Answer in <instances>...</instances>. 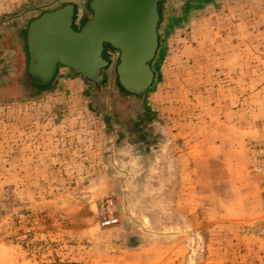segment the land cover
<instances>
[{
  "label": "rangeland",
  "instance_id": "1",
  "mask_svg": "<svg viewBox=\"0 0 264 264\" xmlns=\"http://www.w3.org/2000/svg\"><path fill=\"white\" fill-rule=\"evenodd\" d=\"M50 1L0 0V38ZM157 69L0 91V264H264V0H189Z\"/></svg>",
  "mask_w": 264,
  "mask_h": 264
},
{
  "label": "water",
  "instance_id": "2",
  "mask_svg": "<svg viewBox=\"0 0 264 264\" xmlns=\"http://www.w3.org/2000/svg\"><path fill=\"white\" fill-rule=\"evenodd\" d=\"M188 1L51 0L12 24L0 47L39 93L72 73L101 92L113 86L141 99L159 79L165 34Z\"/></svg>",
  "mask_w": 264,
  "mask_h": 264
},
{
  "label": "crops",
  "instance_id": "3",
  "mask_svg": "<svg viewBox=\"0 0 264 264\" xmlns=\"http://www.w3.org/2000/svg\"><path fill=\"white\" fill-rule=\"evenodd\" d=\"M4 66V65H3ZM6 67H4L3 69V74H4V78H2L3 82L0 83V91H6V90H10L13 93H17V92H28V91H33L32 89H34L36 91V89L31 85V84H27V88H25V86L23 85L24 83H22V81L20 79H18V75L17 73L14 71L13 68H10L8 71V69H5ZM10 72V73H9ZM1 73V71H0ZM64 73H62L63 75Z\"/></svg>",
  "mask_w": 264,
  "mask_h": 264
},
{
  "label": "built area",
  "instance_id": "4",
  "mask_svg": "<svg viewBox=\"0 0 264 264\" xmlns=\"http://www.w3.org/2000/svg\"><path fill=\"white\" fill-rule=\"evenodd\" d=\"M116 222V219H111V217H109L107 220H104V222L102 223L105 226L114 224Z\"/></svg>",
  "mask_w": 264,
  "mask_h": 264
}]
</instances>
